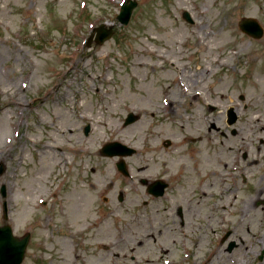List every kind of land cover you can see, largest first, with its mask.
<instances>
[{
    "label": "rangeland",
    "instance_id": "374dc122",
    "mask_svg": "<svg viewBox=\"0 0 264 264\" xmlns=\"http://www.w3.org/2000/svg\"><path fill=\"white\" fill-rule=\"evenodd\" d=\"M137 2L125 25L117 19L123 0H0V224L6 199L15 234L31 232L21 264H154L152 258L155 264H264L257 257L264 243V36L239 27L243 16L264 26V0ZM102 22L114 25L113 37L88 46ZM223 36L229 43L211 53L199 42L209 46ZM230 106L244 129L233 147L222 133L230 128ZM131 111L140 118L125 125ZM95 134L100 139L91 143ZM197 135L204 139L190 137ZM108 140L137 148L126 157L131 170L182 173L174 198L171 191L166 202H154L134 230L125 223L144 196L133 189L118 201L121 182L132 181L101 154ZM52 141L65 150L41 151ZM246 149L250 170L241 155ZM215 170L214 181L208 172ZM243 171L250 175L246 186ZM179 202L185 227L174 221ZM227 228L239 242L231 251L234 237L223 242ZM185 231L206 236L198 257L187 248Z\"/></svg>",
    "mask_w": 264,
    "mask_h": 264
},
{
    "label": "water",
    "instance_id": "95a60500",
    "mask_svg": "<svg viewBox=\"0 0 264 264\" xmlns=\"http://www.w3.org/2000/svg\"><path fill=\"white\" fill-rule=\"evenodd\" d=\"M137 5L136 1L129 0L122 9V13L119 15V18L123 22H128L133 8ZM243 26H247L249 24L248 19L243 20ZM250 29L254 32L255 35H260L262 33V29L258 25H248ZM247 28V27H246ZM99 33L97 36L98 42H103L105 39L109 38L113 30L111 28H106L105 25H102L98 28ZM136 118L135 115L130 114L128 118V122L132 121ZM114 146V147H113ZM119 148L120 150H113L111 148ZM105 153L113 154L116 152L123 154H132L134 152L133 148L127 147L120 143H115L108 145L103 150ZM121 167H124V163H121ZM3 193L5 194V187H3ZM28 242V237H24L19 239L13 236L12 228L9 225L0 226V264H19L24 255L25 247Z\"/></svg>",
    "mask_w": 264,
    "mask_h": 264
},
{
    "label": "bare ground",
    "instance_id": "6f19581e",
    "mask_svg": "<svg viewBox=\"0 0 264 264\" xmlns=\"http://www.w3.org/2000/svg\"><path fill=\"white\" fill-rule=\"evenodd\" d=\"M206 34V33H205ZM200 43H201V45H202V48L203 49H208V51H209V53H211V51H212V49H216V48H221V47H223L224 45H226V44H228L229 43V40H228V38H227V36H223L216 44H214L213 42H211V44L209 45V46H207L206 44H205V41H203V40H200L199 41ZM173 68H176V65L174 64V66H173ZM191 96H195V94H190ZM6 105H10V106H18L19 105V103L18 102H14V101H12V100H8V102L6 103ZM148 108V107H147ZM151 109H154L152 106H151ZM155 110V109H154ZM118 129V127H116V130ZM100 138H99V136H98V134H95V135H93V137H92V140H91V143H95V142H97L98 140H99ZM76 146L75 145H72L71 146V148H75ZM65 144H62V143H60V142H57V141H52V142H45V143H43L42 144V146H41V151H46V150H55V149H60V150H62V151H64L65 150ZM83 150H91V146L89 145L87 148L85 147H83ZM4 156H5V151H3L1 154H0V159H3L4 158ZM62 161H68V159L67 158H65V159H63ZM112 162H113V160H112ZM112 162H111V164H112ZM198 248V246L197 247H195V250ZM75 257H78V254L77 255H75ZM65 261V263H67V264H73L69 259H65L64 260Z\"/></svg>",
    "mask_w": 264,
    "mask_h": 264
},
{
    "label": "flooded vegetation",
    "instance_id": "af4514ba",
    "mask_svg": "<svg viewBox=\"0 0 264 264\" xmlns=\"http://www.w3.org/2000/svg\"><path fill=\"white\" fill-rule=\"evenodd\" d=\"M169 188H171L170 184H169V186H168L167 190H169ZM183 223H184V221H183Z\"/></svg>",
    "mask_w": 264,
    "mask_h": 264
}]
</instances>
